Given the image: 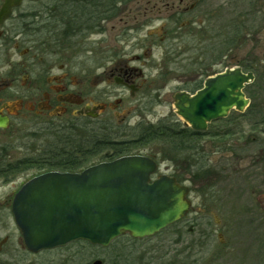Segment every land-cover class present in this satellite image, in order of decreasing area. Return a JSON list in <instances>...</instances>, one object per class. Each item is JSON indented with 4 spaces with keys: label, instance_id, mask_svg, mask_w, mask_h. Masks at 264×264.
Here are the masks:
<instances>
[{
    "label": "flooded vegetation",
    "instance_id": "1",
    "mask_svg": "<svg viewBox=\"0 0 264 264\" xmlns=\"http://www.w3.org/2000/svg\"><path fill=\"white\" fill-rule=\"evenodd\" d=\"M214 2L0 0V146L11 127L13 135L23 124L33 125L35 118L43 125L100 124L101 120L110 122L111 113L121 109H125L124 119L129 117L133 109L154 101L151 95L160 89L154 85L157 77L151 73L152 62L157 51L161 48L160 58L171 43L179 61L187 51L204 55L215 50L217 57L211 58L207 68L214 62L224 63L229 59V31L241 32L244 21L240 17L230 21L228 3L219 9ZM154 20L158 26L150 29ZM243 41L234 35L232 45ZM199 83L196 80L195 87ZM7 153L0 149V222H12L13 232L17 229L20 234L18 243L31 253L12 206L17 193L33 178V158L13 159ZM187 187L190 199L193 190ZM193 208L192 203L179 222L190 224V232L199 230L207 242L213 228L200 230L205 225L203 214L187 220ZM9 237H0V264H26L16 258L4 260L16 252L9 246ZM219 254L214 252L212 264L225 255L232 264H245L242 250L237 259L228 252ZM255 257L256 264H264V241ZM175 264L186 263L177 260Z\"/></svg>",
    "mask_w": 264,
    "mask_h": 264
},
{
    "label": "rangeland",
    "instance_id": "2",
    "mask_svg": "<svg viewBox=\"0 0 264 264\" xmlns=\"http://www.w3.org/2000/svg\"><path fill=\"white\" fill-rule=\"evenodd\" d=\"M224 3H228L230 21L238 17L244 21L241 32L229 31L228 60L222 64L214 62L207 68L211 58L217 57L215 50L204 55L197 53L199 51H187L184 59L179 61L172 43L170 50L159 58L160 48L151 69L157 77L155 88L160 89L151 95L154 101L133 109L125 119V109L117 110L111 113L110 122L101 120L98 125L111 123L118 139L124 140L135 137L140 125L161 120L183 123L175 111L174 94L181 89L192 92L196 80L203 84L208 75L233 66L255 74L245 92L251 101L253 97L256 103L264 106V0H215L214 5L218 4L220 9ZM158 23L157 20L150 22V29ZM154 31L162 32L161 29ZM234 35L235 39H244L242 45L237 42L232 45ZM89 46L87 44L86 48ZM120 46L118 42L117 47ZM92 47L96 51L99 49ZM94 55L92 58L97 56ZM164 83L166 86L163 87ZM239 113L232 110L227 117L229 121L209 123V133L191 143L192 149L170 153L163 140L139 149L140 153L160 163V172L174 175L192 188L190 200L194 208L187 220L201 214L206 217L200 230L213 228V235L207 242L200 237L199 230L190 232V224L178 222L144 239L120 236L107 247L76 241L65 247L31 254L18 243L20 234L17 229L13 232V223L0 222V237L10 234L9 246L16 250L15 256L12 252L4 255V260L15 261L16 258L26 264H93L97 260L102 264H175L177 260L186 264H212L210 259L216 250L222 255L228 252L236 259L242 250L245 264H256L255 252L264 241V124H257L259 119L240 117ZM33 120L36 121L33 125L23 124L13 135L14 127H11L0 149L9 151L7 154L13 159L45 155V150L54 143L55 135L69 129L67 124H64L66 127L43 125L38 118ZM86 124L97 125L93 121ZM225 129L231 131L229 135L215 136ZM42 171L33 168V176ZM214 263L232 264L226 255Z\"/></svg>",
    "mask_w": 264,
    "mask_h": 264
},
{
    "label": "water",
    "instance_id": "3",
    "mask_svg": "<svg viewBox=\"0 0 264 264\" xmlns=\"http://www.w3.org/2000/svg\"><path fill=\"white\" fill-rule=\"evenodd\" d=\"M254 79L251 71L227 68L208 77L194 94L177 92L176 113L192 129L206 131L210 122L226 118L232 110L247 109L251 100L244 88ZM157 171L153 158L135 154L80 172L52 170L34 176L12 206L25 246L34 253L76 240L107 247L124 234L142 239L159 233L192 205L187 186L168 174L155 177Z\"/></svg>",
    "mask_w": 264,
    "mask_h": 264
},
{
    "label": "trees",
    "instance_id": "4",
    "mask_svg": "<svg viewBox=\"0 0 264 264\" xmlns=\"http://www.w3.org/2000/svg\"><path fill=\"white\" fill-rule=\"evenodd\" d=\"M201 86L202 83L200 82L192 90ZM249 96L251 97L250 93ZM239 116L259 119V122L256 123L264 124V106H260L252 97L249 107L245 112L239 113ZM224 121H229V119L226 118ZM66 126L69 129L55 135V141L48 150H45L47 151L45 155L33 157V168L43 171H80L101 161L112 160L126 154H138L140 153L139 149L162 140L167 143V150L170 153L182 152L192 149L191 143L209 133L208 131L199 132L192 130L190 127H183L180 122L161 120L154 124L140 125L139 132L135 137L120 140L115 135L116 128L111 123L93 126L86 123H74ZM230 132L229 129H225L222 133L215 134V136H226Z\"/></svg>",
    "mask_w": 264,
    "mask_h": 264
}]
</instances>
